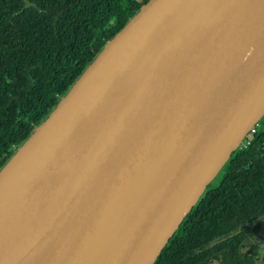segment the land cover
Listing matches in <instances>:
<instances>
[{
    "label": "water",
    "instance_id": "water-1",
    "mask_svg": "<svg viewBox=\"0 0 264 264\" xmlns=\"http://www.w3.org/2000/svg\"><path fill=\"white\" fill-rule=\"evenodd\" d=\"M264 118V0H150L0 170V264H155Z\"/></svg>",
    "mask_w": 264,
    "mask_h": 264
},
{
    "label": "trees",
    "instance_id": "trees-1",
    "mask_svg": "<svg viewBox=\"0 0 264 264\" xmlns=\"http://www.w3.org/2000/svg\"><path fill=\"white\" fill-rule=\"evenodd\" d=\"M149 1L0 0V170ZM246 141L155 264H202L238 228L264 231V118Z\"/></svg>",
    "mask_w": 264,
    "mask_h": 264
},
{
    "label": "flooded vegetation",
    "instance_id": "flooded-vegetation-1",
    "mask_svg": "<svg viewBox=\"0 0 264 264\" xmlns=\"http://www.w3.org/2000/svg\"><path fill=\"white\" fill-rule=\"evenodd\" d=\"M238 228L230 237L216 240L202 264H264V231ZM209 249V248H207Z\"/></svg>",
    "mask_w": 264,
    "mask_h": 264
},
{
    "label": "built area",
    "instance_id": "built-area-1",
    "mask_svg": "<svg viewBox=\"0 0 264 264\" xmlns=\"http://www.w3.org/2000/svg\"><path fill=\"white\" fill-rule=\"evenodd\" d=\"M258 126H259V125H257V126H256V127L250 132V134L246 137V139H247L250 135L256 133V129H257ZM246 139H245L244 142L240 145V147H239L238 150L247 149V147H248V143H247ZM238 150H237V151H238Z\"/></svg>",
    "mask_w": 264,
    "mask_h": 264
}]
</instances>
